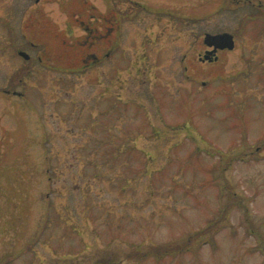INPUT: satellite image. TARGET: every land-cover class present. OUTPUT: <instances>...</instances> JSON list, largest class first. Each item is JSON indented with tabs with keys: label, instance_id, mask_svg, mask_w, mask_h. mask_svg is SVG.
<instances>
[{
	"label": "rangeland",
	"instance_id": "374dc122",
	"mask_svg": "<svg viewBox=\"0 0 264 264\" xmlns=\"http://www.w3.org/2000/svg\"><path fill=\"white\" fill-rule=\"evenodd\" d=\"M0 264H264V0H0Z\"/></svg>",
	"mask_w": 264,
	"mask_h": 264
},
{
	"label": "flooded vegetation",
	"instance_id": "af4514ba",
	"mask_svg": "<svg viewBox=\"0 0 264 264\" xmlns=\"http://www.w3.org/2000/svg\"><path fill=\"white\" fill-rule=\"evenodd\" d=\"M94 21L97 22V20H92L89 22H86V20H81L78 22H80V25L82 26L81 28L86 32V39L84 42L80 41V45L81 46H90L91 48L94 47L96 45V43H92L90 45L89 40L92 38H96L99 41H101L100 37L102 36V39H109L112 34H116L118 35V33L120 34V29L117 28L116 32L112 31V28L110 27L111 25V16L106 17L103 21V27H104V32L105 34H99V29L96 26V23H93ZM84 40V39H83ZM111 39H109L110 41ZM112 47V44L110 46V48ZM112 52V49H109L108 52H102L101 53V57L99 55H96L95 53H90V55H87L86 58H84V64L86 65V67H92L95 66L96 64H98L99 62L102 61L101 58H105L107 59V57H110V54ZM92 65V66H91Z\"/></svg>",
	"mask_w": 264,
	"mask_h": 264
},
{
	"label": "water",
	"instance_id": "95a60500",
	"mask_svg": "<svg viewBox=\"0 0 264 264\" xmlns=\"http://www.w3.org/2000/svg\"><path fill=\"white\" fill-rule=\"evenodd\" d=\"M205 44L211 48L213 51L208 53L206 58L210 54H215L219 50H233L235 48V40L231 34L223 33L218 35L206 34ZM21 56H24L26 59H29V56L26 53L21 52Z\"/></svg>",
	"mask_w": 264,
	"mask_h": 264
},
{
	"label": "trees",
	"instance_id": "16d2710c",
	"mask_svg": "<svg viewBox=\"0 0 264 264\" xmlns=\"http://www.w3.org/2000/svg\"><path fill=\"white\" fill-rule=\"evenodd\" d=\"M210 230H211V228H210ZM198 234H199V233H198ZM198 234H195V235H193V236L190 237V238H196ZM201 235H202V236H203V235H206V233H203V231H202V232H201ZM187 250H191V247H188ZM175 251L179 252L180 249L173 250V251H170V252H175ZM170 252H169V253H170ZM179 253H180V252H179ZM172 255H174V254H172Z\"/></svg>",
	"mask_w": 264,
	"mask_h": 264
}]
</instances>
